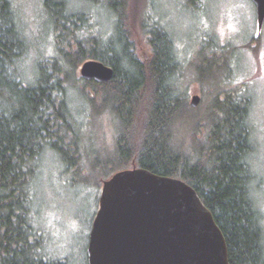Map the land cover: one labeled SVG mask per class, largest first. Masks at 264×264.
<instances>
[{"label": "trees", "instance_id": "1", "mask_svg": "<svg viewBox=\"0 0 264 264\" xmlns=\"http://www.w3.org/2000/svg\"><path fill=\"white\" fill-rule=\"evenodd\" d=\"M139 2L111 1L115 27L112 38L104 41L92 34L90 16L76 13L55 19L46 1L57 40L73 39L76 48L56 47L60 59L38 61L34 82L25 84L22 62L28 42L12 0H0V264H67L46 254L34 211V189L46 151L57 153L68 172L83 167V152L72 140L79 134L77 119L67 97L68 83L80 80L93 87V96L103 98L118 128L116 156L108 165L94 160L89 167L105 175L98 184L133 167L181 179L212 212L226 238L230 264H264V229L252 195L254 142L249 114L231 96H218L208 116L197 122L190 151L173 145L176 120L187 123L197 116L174 95L173 39L151 17L152 23L147 20L146 25L151 27L147 33L152 58L142 62L136 56L128 19ZM89 60L112 67L113 80L97 84L80 79L79 69ZM197 136L202 139L196 140Z\"/></svg>", "mask_w": 264, "mask_h": 264}, {"label": "rangeland", "instance_id": "2", "mask_svg": "<svg viewBox=\"0 0 264 264\" xmlns=\"http://www.w3.org/2000/svg\"><path fill=\"white\" fill-rule=\"evenodd\" d=\"M46 1L55 19L83 13L90 16L94 36L106 41L113 35L112 0H12L29 46L22 62L25 84L34 82L38 61L60 56L56 47L67 51L76 48L73 39L67 43L57 40L58 30L46 9ZM132 8L128 26L138 59L148 62L152 58L147 31L151 29L149 22L154 20L173 39L174 95L189 106L193 96L201 99L197 108L190 106L196 120L187 123L183 118L176 120L173 145L190 151L197 122L208 116L218 96L222 99L231 96L246 108L254 142L250 157L255 174L252 195L264 229V26L258 29L253 2L140 0ZM61 63L66 65L64 60ZM83 83L70 81L67 87V97L77 119L75 128L79 131L72 140L83 152L80 161L83 167L77 173L68 172L57 153L46 151L34 189V211L45 239L46 254L67 264H88L89 238L102 191L98 181L105 177L98 167L96 173L89 167L94 160L108 165V160L116 156L118 128L113 115L101 102L103 98L93 96V87ZM91 97L95 100L91 101ZM244 99H249L245 105L240 103ZM201 139L202 136L196 137Z\"/></svg>", "mask_w": 264, "mask_h": 264}, {"label": "water", "instance_id": "3", "mask_svg": "<svg viewBox=\"0 0 264 264\" xmlns=\"http://www.w3.org/2000/svg\"><path fill=\"white\" fill-rule=\"evenodd\" d=\"M251 1L262 30L264 0ZM79 74L103 84L113 79L114 69L89 60ZM200 101L193 96L190 106ZM101 187L88 264H230L222 230L185 181L133 167L114 173Z\"/></svg>", "mask_w": 264, "mask_h": 264}, {"label": "bare ground", "instance_id": "4", "mask_svg": "<svg viewBox=\"0 0 264 264\" xmlns=\"http://www.w3.org/2000/svg\"><path fill=\"white\" fill-rule=\"evenodd\" d=\"M84 80V79H83ZM113 80V79H112ZM111 80V81H112ZM86 81V80H85ZM87 82H95V81H87ZM96 83V82H95ZM97 84H102V83H97ZM103 84H106V83H103Z\"/></svg>", "mask_w": 264, "mask_h": 264}]
</instances>
